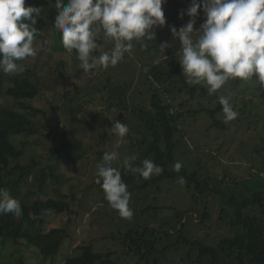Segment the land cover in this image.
Returning a JSON list of instances; mask_svg holds the SVG:
<instances>
[{"label": "rangeland", "instance_id": "374dc122", "mask_svg": "<svg viewBox=\"0 0 264 264\" xmlns=\"http://www.w3.org/2000/svg\"><path fill=\"white\" fill-rule=\"evenodd\" d=\"M191 3L192 0H166L162 5L165 24L154 27L155 40L147 42L146 47L133 41L131 52L125 53L115 67H98L88 73L78 67L76 54L68 53L61 42V32L55 27L57 11L54 1L48 0L41 7L40 17L46 27L35 41L41 51L36 57L19 62L26 66L31 73L30 78L39 87L37 97L27 104L43 111L33 119L41 130L30 137L12 136L13 143L20 146L23 142L25 145L21 163L27 164L31 160L38 163L26 187L28 200L37 198L28 191L37 189L35 173L53 164L49 160L50 147L60 144L58 133L63 128L78 129L76 137L82 141L85 152L78 162L59 164L57 173L63 175V179L56 183L48 178L39 194L42 199L56 200L65 195L70 205L69 211L46 216L41 225L43 230L60 227L67 233L56 253L43 258L34 246H28L24 240L15 244L10 238L0 237V264H62L70 254H76L78 246L88 243L94 252H111L110 259L114 264H146L121 244L125 231L146 225L154 228L160 237L157 241L159 248L170 245L158 264H189L186 256L189 246L172 245L178 239L181 225L185 237L214 246L220 239L237 232L230 224L234 208L228 203L229 198L236 195L240 201V198H249L264 188V87L254 78L248 82L230 79L218 93L231 98L230 103L238 117L225 122L222 110L219 111L215 118L223 124L222 129L213 126V119L206 112V109L217 106L218 98L201 93L191 98L187 89L180 90L184 85L178 75L170 71L167 61L180 66L176 58L180 42L173 37L171 28L179 30L189 22L186 13ZM176 7L183 10L167 24V12ZM204 22L205 14L201 7L194 29H199ZM97 42L101 47L95 55L113 47L102 32L97 36ZM163 42L170 44L165 53L159 49ZM19 76L0 71V90L4 91ZM153 89L158 90L170 111L183 114L174 134L172 167L179 161L188 171L197 170L198 178L216 192L192 195L185 184L178 183V178H163L144 186V180L138 174L129 172L134 175L128 186L134 215L128 220L110 207L96 182V171L105 152L118 153L112 167L118 168L121 174L125 170L123 162L126 157L135 156L132 161L135 166H141L144 159L151 158L146 156V150L152 137L146 130L147 123L140 110L145 112L149 109ZM0 102L4 106L18 108V102L5 94ZM116 120L127 124L128 136L121 141L114 133L101 144V133L104 130L113 132L112 125ZM224 209L228 215L221 220L220 212ZM204 210L207 216L202 218ZM177 211L183 212L180 222L175 216ZM247 213L256 216L264 225V214L260 209H250ZM166 230H170L168 236L164 235ZM190 253L194 261L196 249ZM233 263V255L228 251H224L217 262H212L211 258L202 262Z\"/></svg>", "mask_w": 264, "mask_h": 264}, {"label": "clouds", "instance_id": "9594fccd", "mask_svg": "<svg viewBox=\"0 0 264 264\" xmlns=\"http://www.w3.org/2000/svg\"><path fill=\"white\" fill-rule=\"evenodd\" d=\"M166 0H55V27L61 32V42L68 53L75 52L78 67L85 73L98 67H115L125 53L133 49V41L142 47L155 40L156 26L165 24L162 5ZM202 7L205 22L194 29L198 9ZM189 22L177 30L171 28L180 49L176 58L189 86L202 85L209 95L221 90L230 80L251 81L253 78L264 87V0H192L187 9ZM41 8L25 6V0H0V71L19 76L26 71L19 63L36 57L41 48L36 45L40 34L36 24ZM183 18V14H181ZM112 43L110 51L100 52L97 36ZM170 47L159 45L162 53ZM230 97L219 95L225 122L238 117ZM113 132L121 138L128 136L129 127L116 120ZM119 146V145H117ZM118 157L116 151L105 152L97 166L96 182L100 184L110 207L125 219L134 215L130 207L131 193L122 179L121 171L112 167ZM135 156L126 157V172L138 174L144 180L163 173L164 168L151 159L134 166ZM182 163L173 165L180 172ZM178 183H185L182 176ZM11 213L16 219L22 216L19 200L6 189L0 188V215Z\"/></svg>", "mask_w": 264, "mask_h": 264}, {"label": "trees", "instance_id": "16d2710c", "mask_svg": "<svg viewBox=\"0 0 264 264\" xmlns=\"http://www.w3.org/2000/svg\"><path fill=\"white\" fill-rule=\"evenodd\" d=\"M48 0H25V6L42 7ZM55 3V0H53ZM183 8L176 7L167 12L166 23L174 21ZM41 37V30L45 29L46 23L42 17L36 24ZM75 54V52H73ZM170 71L177 74L179 81L184 85L180 90L187 89V93L192 98L198 93L209 95L207 88L202 85L189 86L186 78L182 74L181 66L175 65L171 60H167ZM26 67V66H25ZM30 72L27 70L22 76L12 80V84L4 91L0 90V99L5 94L18 102V108L13 106H4L0 102V188L10 192L13 198L19 200L22 216L16 219L13 214L6 213L0 215V237L10 238L15 244L21 240L29 246H34L43 258L53 256L63 238L67 235L65 230L60 227H51L43 230L41 225L44 218L53 214H61L69 211L70 205L67 196L61 195V199H42L39 197L40 191L49 178L51 181L59 183L63 175L57 173L59 164L62 162H78L84 155V145L76 137L77 128H63L59 133V145H51L50 161L53 164L46 168H41L34 175V181L37 189L28 191L37 198L32 201L28 200L26 187L29 185V177L37 166L35 160L27 164H22L20 159L23 157L25 145L22 142L20 146L13 143L12 136L24 135L30 137L40 132V126L33 120L43 111L27 104L39 94V87L30 78ZM220 94L216 93L211 96L218 98ZM222 110V106L217 102L214 109H206V112L213 119V126L219 129L223 128L221 121L216 120V114ZM195 113V111H194ZM143 120L146 121V130L150 133L152 140L146 150V156H150L157 165L164 168L162 174L154 176L153 179L144 180V186L156 182L163 178H178L182 176L188 192L195 195L196 192H216L208 183L198 178V171H188L182 167L180 172L174 171L172 164L175 159V139L174 134L177 131L178 120L183 117L180 112H172L166 106L157 89H153L150 96V107L147 111L140 110ZM114 132L104 130L100 136V143L106 142ZM264 149V145H263ZM135 166V165H134ZM122 179L129 186L133 181L134 175L123 170ZM194 190V191H192ZM129 192L131 189L128 190ZM219 193V192H218ZM224 194V193H222ZM232 195L228 203L233 206V218L230 224L237 229V232L231 237H225L214 245H207L200 240L189 239L182 233V225L178 230V239L172 245L185 244L189 246L186 253L189 264H202L204 259L211 258L212 262H217L218 258L225 251L233 255V264H264V225L258 218L247 210L260 209L264 214V188L254 192L249 198H240ZM227 211L224 209L220 212V219L225 220ZM176 218L180 222L183 212L177 211ZM207 211L204 210L201 217L205 218ZM40 223V224H38ZM170 234V230L164 232L165 236ZM158 237L155 229L150 226L137 227L128 229L121 236V244L127 248V252L137 255L146 264H158L166 256L168 245L158 247ZM196 249L197 255L195 260L190 257V252ZM111 252L97 253L92 249L90 243L77 247L76 254H70L62 264H114L111 259Z\"/></svg>", "mask_w": 264, "mask_h": 264}]
</instances>
